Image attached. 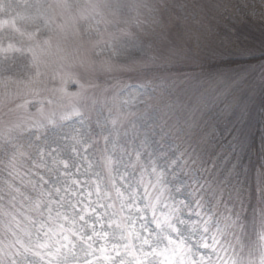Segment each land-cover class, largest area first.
<instances>
[{
  "label": "snow or ice",
  "instance_id": "obj_1",
  "mask_svg": "<svg viewBox=\"0 0 264 264\" xmlns=\"http://www.w3.org/2000/svg\"><path fill=\"white\" fill-rule=\"evenodd\" d=\"M153 23L72 0H36L26 28L0 19V264H264V226L245 260L238 220L218 227L145 162L164 119ZM117 54L135 78L102 86Z\"/></svg>",
  "mask_w": 264,
  "mask_h": 264
},
{
  "label": "rangeland",
  "instance_id": "obj_2",
  "mask_svg": "<svg viewBox=\"0 0 264 264\" xmlns=\"http://www.w3.org/2000/svg\"><path fill=\"white\" fill-rule=\"evenodd\" d=\"M214 1L172 0L171 3L168 0H72L82 8L90 3L97 4L98 10L109 19H112L113 13L116 12L131 16L139 10L147 16L151 10V18L155 20V23L148 26L154 41V60L149 66L151 68L160 66L161 63L177 62L178 58L183 56L182 47L183 57H187L195 44L190 40H184L180 34L183 31L184 34H188L199 29L207 30L208 41L204 44V54L210 58L246 59L264 54V0H220L217 3ZM35 3L36 0H0V19L14 20L21 28H26L35 14ZM124 4L128 6V12L125 14ZM211 13L213 17L210 16ZM214 18H218L220 22L218 27L217 23L212 21ZM240 22H249L246 26L250 29V34L243 31L240 34L236 29L230 28L232 24ZM186 47L190 50H185ZM236 70H219L211 75L185 72L154 77L161 86L153 103L156 104L160 96H163L171 111L163 115V120L160 119V112L150 114V122L157 127L147 137L145 151L150 149V154L154 155V164L165 173L166 184L176 199L184 200L193 207L199 203L204 213L214 218L218 227L223 228V222L227 218L238 220L245 228L242 235L247 247L243 258L258 261L261 249L256 232L264 226V194H261L257 186L252 200L246 195L237 198L226 194L228 183L226 181L231 177L229 174L236 170L238 166L236 162L232 163L234 165L231 164L229 174L223 178V183L218 189L217 178L214 177L219 173L215 167V159L218 160L219 157L210 160V156L206 155L204 150L202 153L200 150L203 144L214 146V141L218 142L214 130L220 121L218 122L215 114H219L218 112L229 114L234 110L231 106L229 109H222L221 106L218 109L226 94L234 91L238 82L245 81L254 74H257L260 82L264 81V62L256 66L253 64L239 68L238 72ZM135 75L130 58L117 54L112 59L111 67L102 73L99 83L102 86L105 81L114 83L113 77L131 83L132 79L129 77L135 78ZM234 76H237L236 80ZM232 79L233 83L228 85L227 81ZM233 95L236 98L237 94ZM179 104H183L182 107ZM236 127L241 131L239 125ZM236 134L239 135L237 131ZM179 142L182 143L183 150L178 146ZM227 152L235 154L233 148L232 150L227 148ZM198 157H203L207 165L203 177L194 168L193 162ZM172 167H180L182 171L172 175L166 174ZM194 186L199 189L198 193H193ZM239 191L238 189L236 194L240 193ZM208 195L212 196L218 207V214H214L210 208Z\"/></svg>",
  "mask_w": 264,
  "mask_h": 264
},
{
  "label": "trees",
  "instance_id": "obj_3",
  "mask_svg": "<svg viewBox=\"0 0 264 264\" xmlns=\"http://www.w3.org/2000/svg\"><path fill=\"white\" fill-rule=\"evenodd\" d=\"M168 1L172 3V0ZM218 1L220 0H215L214 2L217 3ZM123 11V14L128 12L127 4H124ZM171 11L170 14L172 15ZM212 13L214 14V11ZM212 13L210 16L213 17ZM172 18H174V16H172ZM212 21L214 23H217L216 27H218L220 23L218 22V18H214ZM241 23L242 22L232 24L230 28L236 29V31L240 34H242V31L250 34V29L246 26L249 22H244L242 24ZM159 29L160 28H158L157 30L159 31ZM153 31L154 27H152L151 32ZM184 33L185 32L183 31L182 34H180L183 39L190 40L192 41V44H195L194 47L191 48V50L187 47L185 48V50L187 51L190 50V53L187 55V57H183L184 51L182 47V58H178L177 62L161 63L160 66L152 68L150 67V77L154 78L185 72H197L199 74L211 75L216 71H227L229 69H237L236 71L238 72L239 68L241 69L243 67H246L247 65L253 64L256 66L264 62V54L246 59L210 58L208 55L204 54V44L208 41L207 30L199 29L189 32L188 34ZM187 64H189L190 66H187ZM234 79L236 80L237 76H234ZM234 79L227 81V84L231 85ZM233 90L234 91L226 94L225 98L218 106V109L220 108V106L222 107V109H229V106L234 107L233 112H229V114H227L226 112L220 113L218 112V110L217 112L219 114H215L218 122L220 121L218 123V126H216L214 130L217 134L218 142L214 141V146H211L210 144H203L200 150L201 153L202 150H204L206 155L210 156V160L215 159L216 156L219 157L218 160L215 159V167L219 170V173H217V175H215L214 177L217 178L216 182L218 189L223 183V178H225L229 174L231 164L233 162L238 163L236 170L234 171V173L229 174L231 175V177H229L228 181H226L228 182L226 183V194L234 195L237 198L246 195L248 196V199L252 200L256 186L260 188L261 194H264V81L260 82L257 74H254L249 79L238 82L237 87H235ZM232 93L237 94L236 98ZM240 94H242L241 97ZM164 99L165 98L163 96H160V100H157L156 102L159 107L164 109L163 115L165 113H168L169 110L171 111V109L169 108V104H167ZM179 105L181 106L183 104ZM161 116L162 114L160 113V119ZM237 125L240 126L239 129L241 131H239L238 127H236ZM163 127L166 128L165 126ZM236 131L239 133V135L236 134ZM179 143L180 144H178V146L181 150H183L182 143ZM227 148H231V150L233 148L235 150V154H229V152H227ZM149 150L150 149L146 150L147 154L145 156V162L148 164H153L154 155H151ZM193 163H195L194 168H196L199 175L203 177L205 175L207 166L205 164L204 158L198 157L194 160ZM181 171L182 168L180 167H172L166 171V174L172 175ZM238 189L240 190V193L236 194V191ZM195 192H199V189L196 186H194L193 189V193ZM208 200L213 213L218 214V207L215 205L212 196L208 195ZM248 209H250V206H248ZM249 212L250 211H248V214Z\"/></svg>",
  "mask_w": 264,
  "mask_h": 264
}]
</instances>
